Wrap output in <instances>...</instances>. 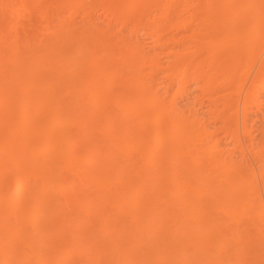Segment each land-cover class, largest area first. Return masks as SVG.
Listing matches in <instances>:
<instances>
[{"label": "bare ground", "instance_id": "6f19581e", "mask_svg": "<svg viewBox=\"0 0 264 264\" xmlns=\"http://www.w3.org/2000/svg\"><path fill=\"white\" fill-rule=\"evenodd\" d=\"M0 264H264V0H0Z\"/></svg>", "mask_w": 264, "mask_h": 264}]
</instances>
